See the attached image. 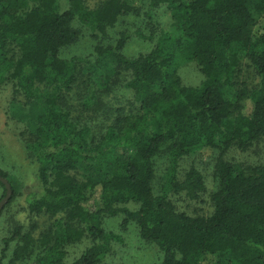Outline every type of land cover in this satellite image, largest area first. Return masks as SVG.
I'll list each match as a JSON object with an SVG mask.
<instances>
[{"label":"trees","instance_id":"1","mask_svg":"<svg viewBox=\"0 0 264 264\" xmlns=\"http://www.w3.org/2000/svg\"><path fill=\"white\" fill-rule=\"evenodd\" d=\"M143 1L90 8L67 0L62 9L59 0H0V83L14 84V102L21 95L25 109L40 107L25 120L41 186L26 211L55 218L38 237L34 223L11 230L0 264L14 242L13 264H100L118 239L104 229L107 217H120L122 230L135 224L162 253L158 264H264V165L223 159L264 142V0H151L152 11H170L169 31L130 57L131 34L108 32L139 17ZM84 30L95 41L90 53L63 57ZM181 61L197 65L200 86L183 83ZM118 77L127 108L105 102ZM206 149L220 153L218 185L212 212L192 216L172 196L200 200L203 175L180 166ZM160 157L166 175L156 192ZM83 239L90 246L68 260L69 246Z\"/></svg>","mask_w":264,"mask_h":264},{"label":"rangeland","instance_id":"2","mask_svg":"<svg viewBox=\"0 0 264 264\" xmlns=\"http://www.w3.org/2000/svg\"><path fill=\"white\" fill-rule=\"evenodd\" d=\"M90 8H96L105 0H84ZM151 0L143 1V9L140 16H129L124 18L115 29L108 33L112 39L118 36L120 32L128 31L131 39L127 44L126 52L128 56L135 57L140 54L148 53L155 45L158 37L163 32H167L171 24V13L166 6L160 7L154 11L149 4ZM67 0H59L60 8L65 9ZM149 13V14H148ZM152 16V20L149 19ZM95 41L86 31L73 45L63 51V57L87 56L92 50ZM103 63L101 66H104ZM105 70V69H103ZM177 71L187 86L198 87L203 82V76L197 65L190 61H181L177 64ZM118 77L114 92L105 102L114 108H127L130 97L124 87L125 79ZM98 85V84H97ZM15 86L12 82L0 83V171L7 175V181L10 184L12 195L15 193V199L10 205L5 204L0 212V251L4 248L3 240L8 238L11 230L16 226H29L34 223L38 226L35 236L52 224L55 218L46 215L29 216L26 211V197L40 191L41 186L37 179V163L30 156L26 149V141L29 137L27 128L28 119L26 114H35L39 111V102L34 103L32 108L23 107L25 99L21 95L17 97L18 104L13 105L15 96ZM21 106V107H16ZM251 105L246 106L245 114H249ZM220 153L212 149H206L197 152L182 161L180 166L181 173L189 170L193 165L204 177L206 191L201 195L199 201H191L184 195H173L172 199L177 204L180 211L189 215L206 214L212 212L211 194L217 188L215 177V166ZM224 161L234 163L261 164L264 165V142L255 144L246 151L229 149L223 154ZM166 175V161L164 157L157 159V177L155 188L159 191L163 186ZM7 195L4 188L0 185V200ZM11 195V196H12ZM11 199V198H10ZM0 201V202H1ZM130 207L137 208L136 205ZM121 218H105L104 229L114 234L118 239L112 242L111 253L108 254L100 264H158L162 260V253L154 245L144 242L138 232L135 224H130L125 230L121 228ZM88 239L71 245L68 248V260L72 261L79 258L82 253L90 246ZM16 242L11 244L10 251L7 252V258L3 264H13V250Z\"/></svg>","mask_w":264,"mask_h":264},{"label":"water","instance_id":"3","mask_svg":"<svg viewBox=\"0 0 264 264\" xmlns=\"http://www.w3.org/2000/svg\"><path fill=\"white\" fill-rule=\"evenodd\" d=\"M0 182L2 184H4L6 186V189H7L6 197L0 202V212H1V210L4 208L5 204H7V202L10 200L11 195H12V191H11V187H10V184L7 181V179L3 178L1 175H0Z\"/></svg>","mask_w":264,"mask_h":264}]
</instances>
